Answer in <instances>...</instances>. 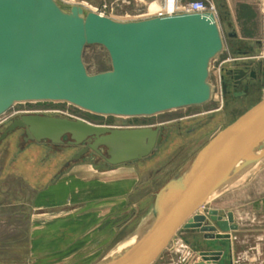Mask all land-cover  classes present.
<instances>
[{"label": "water", "instance_id": "water-1", "mask_svg": "<svg viewBox=\"0 0 264 264\" xmlns=\"http://www.w3.org/2000/svg\"><path fill=\"white\" fill-rule=\"evenodd\" d=\"M89 45L107 50L111 70L88 72L83 57ZM223 49L213 12L120 21L85 12L80 5L67 10L57 0H0V116L24 102H69L96 114L122 117L202 105L212 99L210 67ZM256 63L264 72V59ZM18 129H24L26 142L59 145L67 136L70 145L91 140L71 160L79 161L93 150L108 169L150 156L165 135L164 126L118 128L72 116L24 114L7 126L1 140ZM263 144L264 98L217 131L188 171L156 193L155 217L139 243L99 264H152L173 246L172 237L182 227L199 228L205 239H229V230L237 228L232 213L230 226L218 210L196 211L227 184L240 161L244 163L236 171L260 160L255 151ZM88 167L103 171L91 163ZM197 254L212 259L210 264L224 256L221 250Z\"/></svg>", "mask_w": 264, "mask_h": 264}, {"label": "rangeland", "instance_id": "rangeland-1", "mask_svg": "<svg viewBox=\"0 0 264 264\" xmlns=\"http://www.w3.org/2000/svg\"><path fill=\"white\" fill-rule=\"evenodd\" d=\"M57 1L67 10L74 5H80L85 12H104L106 16L120 21L144 19L148 6L136 0ZM189 1L192 0H180L183 3ZM208 1L216 8V19L224 41L222 53L210 67L209 82L214 89L209 102L139 117L100 115L69 102H24L15 104L0 116V264L32 263V216L38 212L33 207V199L38 190L45 189L59 176L79 166H88L91 163L99 170L108 167L103 158L91 151L83 155L79 161L71 160L91 140L81 145H70L66 143L69 139L67 136L64 138L65 143L59 145L49 141L26 142L23 139L24 129H18L1 140L4 130L17 117L24 114H47L72 116L74 119L80 118L93 124L118 128L164 126V139L156 151L144 159L129 163L136 168L139 175L136 190L128 198L137 204L135 220L121 231L115 241L101 251L100 256L93 259V263L99 264L110 259L122 241L141 231L144 232L151 225L154 217L151 216L148 222L145 218L150 214L149 210L154 204L156 193L187 170L210 138L264 98L263 85L260 90H254L244 99L226 100L222 95L220 78L224 68L235 67L238 60L257 62L264 59V2ZM105 3L109 4L107 10L103 8ZM155 3L157 6L152 7L153 10L158 8V3ZM83 58L90 74L102 73L112 68L109 53L103 46H87ZM262 148L260 160L238 171L230 181L228 180L226 189L232 185L234 187L208 202L200 212L204 214L210 209H215L221 218H226L232 213L233 224L237 228L230 231L229 239L235 241L236 255L230 253L227 244L214 245L210 239L203 240L199 230L183 227L178 231L174 241L181 236L190 249H186L185 252L177 251L175 248L166 249L152 264H187L188 260L185 258L188 256L187 251H205L194 248L199 241L206 248L222 246L220 250L224 252V256L218 264H229L231 260H234V264L245 263L241 253L255 245L264 235V144ZM257 163L259 167L256 168ZM242 177L244 179L234 185ZM41 211L52 213L48 209ZM126 218L127 216H122L120 223L124 224ZM197 252L195 259L200 257ZM106 253L108 255L102 258ZM77 262L78 260L69 264Z\"/></svg>", "mask_w": 264, "mask_h": 264}, {"label": "crops", "instance_id": "crops-1", "mask_svg": "<svg viewBox=\"0 0 264 264\" xmlns=\"http://www.w3.org/2000/svg\"><path fill=\"white\" fill-rule=\"evenodd\" d=\"M138 181L136 168L130 165L101 172H95L88 166H79L59 176L45 189L38 190L33 199V207L38 212L32 216L31 264H69L77 260V264H96L92 262L93 259L100 256L101 251L135 220L137 204L128 198L135 192ZM44 209L52 213L41 211ZM124 215L127 218L121 224L120 218ZM200 236L206 241L203 233L200 232ZM178 240L185 242L181 236ZM211 242L217 246L227 244L230 253L236 255L234 240ZM185 244H177L170 250L175 248L185 252L190 249ZM221 247L206 248L199 241L194 248L219 251ZM241 254L244 264H264V235ZM106 255L108 253L102 258Z\"/></svg>", "mask_w": 264, "mask_h": 264}, {"label": "flooded vegetation", "instance_id": "flooded-vegetation-1", "mask_svg": "<svg viewBox=\"0 0 264 264\" xmlns=\"http://www.w3.org/2000/svg\"><path fill=\"white\" fill-rule=\"evenodd\" d=\"M252 63L253 65H249L248 62L245 63L243 61L238 60V62H236L235 64V67L224 68V71L220 76L222 95L224 99H244L245 97H248L254 90H260V88L264 85V72L259 69L260 65H258L256 62ZM222 106L223 104L221 105V107ZM25 136H23V139L25 138ZM90 151L93 152L95 155H98L99 157L103 158L93 150H89L87 153H89ZM123 165L129 166V163ZM108 168L110 167H106L105 170Z\"/></svg>", "mask_w": 264, "mask_h": 264}, {"label": "bare ground", "instance_id": "bare-ground-1", "mask_svg": "<svg viewBox=\"0 0 264 264\" xmlns=\"http://www.w3.org/2000/svg\"><path fill=\"white\" fill-rule=\"evenodd\" d=\"M157 5H156V3H153L152 5H151V8L152 7H156ZM214 89V88H213ZM263 99V98H262ZM261 152H262V149H256V151H255V154L256 155H260L261 154ZM244 163V160H242V161H240L239 163H238V165H237V167H236V169L231 173V175H230V178L228 179L229 181L232 179V176H234V174H237V172L238 171H236L237 170V168L241 165V164H243ZM259 163V162H258ZM256 164L257 166H256V168L257 167H259V164ZM190 167V166H189ZM189 167L187 168V170L186 171H184L183 173H182V175H184L187 171H188V169H189ZM253 170V169H252ZM243 176V175H242ZM242 179H244V177H242V178H240L239 179V181H237L234 185H236L237 183H239L240 181H242ZM228 181V182H229ZM228 182H227V184H225L224 186H222L221 188H219V189H217L216 191H214L211 195H210V197L208 198V200H207V202L205 203V205L208 203V202H210L211 200H213L214 198H216L217 196H219V195H221L222 193H224L225 191H227V190H229L230 188H228V189H226L227 188V186H228ZM234 187V186H233ZM204 205V206H205ZM204 206L203 207H201V208H199V210L198 211H196V213H200V212H202V210H203V208H204ZM196 213H194V214H196ZM194 214L191 216V218H193V216H194ZM151 216H152V218L153 217H155V210H154V207L152 206V208H151V210H150V214H149V216H145L144 218H145V220H146V222H148V220L149 219H151ZM154 219V218H153ZM226 220L229 222V224H230V226H231V223H232V220H231V218L229 217V216H227L226 217ZM152 222H153V220H152ZM152 222H151V224H152ZM150 227H151V225L143 232V231H141L139 234H136V235H133V236H131V237H129V238H127L126 240H124V241H122L118 246H117V248L113 251V253H112V255H111V257H113V256H118V255H125V254H127L128 252H130L138 243H139V241H140V239L145 235V233L150 229ZM183 228V227H182ZM193 229H196V230H199L200 231V229L199 228H193ZM180 230V229H179ZM178 230V231H179ZM231 230V229H230ZM229 230V231H230ZM178 231L175 233V235L172 237V241H173V246H175V245H177L178 244V246L180 245V246H185L186 244H185V242H183V241H181V240H178V241H174V238L176 237V235L178 234ZM218 232H220V231H218ZM228 234H229V232H228ZM180 242V243H179ZM184 244H183V243ZM173 246L170 248V249H172L173 248ZM178 248V247H177ZM190 248V247H189ZM169 249V248H168ZM196 252L197 251H190V252H188V256H186L185 258H186V260H188L187 262L188 263H192V264H199V263H204V264H210L211 262H212V259H207V260H203V258L200 256L199 258H197V259H195V256H196ZM198 253V252H197ZM155 262V261H154ZM153 262V263H154ZM186 262V263H187ZM187 263V264H188Z\"/></svg>", "mask_w": 264, "mask_h": 264}, {"label": "built area", "instance_id": "built-area-1", "mask_svg": "<svg viewBox=\"0 0 264 264\" xmlns=\"http://www.w3.org/2000/svg\"><path fill=\"white\" fill-rule=\"evenodd\" d=\"M139 3H143L147 6L146 16L143 18H152L157 16L172 15L178 13H204L213 12L216 15L215 6L208 0H192L189 2H180V0H136ZM158 3V8L152 9L151 5L153 3ZM104 10L109 8V4L105 3L103 5ZM105 15L104 12L99 13ZM106 16V15H105Z\"/></svg>", "mask_w": 264, "mask_h": 264}]
</instances>
